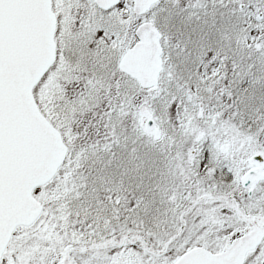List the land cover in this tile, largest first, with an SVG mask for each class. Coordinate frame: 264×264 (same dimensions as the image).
I'll return each instance as SVG.
<instances>
[{
	"label": "snow or ice",
	"instance_id": "6c2138e0",
	"mask_svg": "<svg viewBox=\"0 0 264 264\" xmlns=\"http://www.w3.org/2000/svg\"><path fill=\"white\" fill-rule=\"evenodd\" d=\"M0 264H264V0H0Z\"/></svg>",
	"mask_w": 264,
	"mask_h": 264
}]
</instances>
